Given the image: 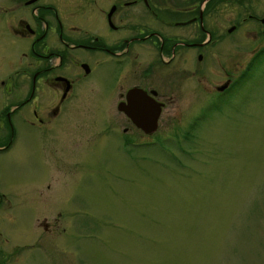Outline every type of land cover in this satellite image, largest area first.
I'll list each match as a JSON object with an SVG mask.
<instances>
[{
    "label": "rangeland",
    "instance_id": "obj_1",
    "mask_svg": "<svg viewBox=\"0 0 264 264\" xmlns=\"http://www.w3.org/2000/svg\"><path fill=\"white\" fill-rule=\"evenodd\" d=\"M240 7L244 18L264 17V0ZM252 20L226 32L232 20L210 18L208 83L221 80L219 64L244 66L262 49ZM260 60L205 118L190 110L193 98L177 116L159 109L150 137L127 125L123 134L115 108L91 120L95 142L110 143L78 139V159L64 166L49 169L39 139L16 126L15 143L0 151V264H264V54ZM188 102L178 100L180 108Z\"/></svg>",
    "mask_w": 264,
    "mask_h": 264
},
{
    "label": "flooded vegetation",
    "instance_id": "obj_2",
    "mask_svg": "<svg viewBox=\"0 0 264 264\" xmlns=\"http://www.w3.org/2000/svg\"><path fill=\"white\" fill-rule=\"evenodd\" d=\"M242 2L0 0V151L11 148L18 136L15 127L21 126L39 139L50 169L78 159L71 156L83 144L78 139L94 147L110 143L107 138L95 142L89 122L110 116L114 108L122 117L123 134L126 125L144 134L127 117L147 113L143 102L173 117L189 110L195 98L197 108L190 109L195 118L218 113L241 86L249 61L219 64L221 80L207 82L208 48L215 34L210 18L232 20L226 32L254 19L259 28L251 37H261L257 47L264 48V17L244 18ZM131 90L138 96L127 101ZM179 99L189 102L180 108ZM168 104L172 108L166 109Z\"/></svg>",
    "mask_w": 264,
    "mask_h": 264
},
{
    "label": "water",
    "instance_id": "obj_3",
    "mask_svg": "<svg viewBox=\"0 0 264 264\" xmlns=\"http://www.w3.org/2000/svg\"><path fill=\"white\" fill-rule=\"evenodd\" d=\"M263 36H264V32H263ZM224 87L222 86L221 88H219V90H222ZM137 92H135L134 90L129 91L126 95V100L128 101V99H135L137 98ZM144 106H141L142 109L143 107L146 108L147 113L144 114H139L136 113L134 115H127V117L130 119L131 123L138 129H140L144 134H150L152 133L155 129H156V120H157V116H158V112H159V108L158 107H152L150 106L147 102H143ZM119 111L123 112V107L118 106L117 108ZM128 107H126V113H128Z\"/></svg>",
    "mask_w": 264,
    "mask_h": 264
},
{
    "label": "trees",
    "instance_id": "obj_4",
    "mask_svg": "<svg viewBox=\"0 0 264 264\" xmlns=\"http://www.w3.org/2000/svg\"><path fill=\"white\" fill-rule=\"evenodd\" d=\"M263 54H264V52L260 51L255 58H252V61L248 64V67L246 68V70L243 73L242 83H245V81L251 77L252 72L254 71L256 66L259 64V62L261 61L260 58L263 57ZM193 127H194V125H191L190 131L193 129ZM190 131H187V133H188L187 135H190ZM1 197H2V195L0 194V198Z\"/></svg>",
    "mask_w": 264,
    "mask_h": 264
}]
</instances>
